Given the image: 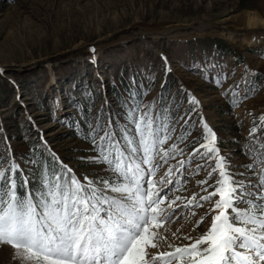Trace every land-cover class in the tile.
<instances>
[{"label":"rangeland","instance_id":"1","mask_svg":"<svg viewBox=\"0 0 264 264\" xmlns=\"http://www.w3.org/2000/svg\"><path fill=\"white\" fill-rule=\"evenodd\" d=\"M250 13L258 28L245 26ZM127 97L167 122L164 148L182 150L160 161L154 177L171 166L167 199L182 198L151 250L171 251L211 221V202L183 206L216 179L207 175L211 162L193 153L204 143L201 116L230 171L245 174L235 179H256L244 166L252 140H264V0H0V161L18 165L17 186L20 173L32 178L22 154L32 145L82 183L110 177L107 165L92 160L91 137L74 134L73 123L84 116L92 131L99 121V135L109 121L123 127ZM0 264H20L10 245L0 243Z\"/></svg>","mask_w":264,"mask_h":264},{"label":"snow or ice","instance_id":"2","mask_svg":"<svg viewBox=\"0 0 264 264\" xmlns=\"http://www.w3.org/2000/svg\"><path fill=\"white\" fill-rule=\"evenodd\" d=\"M188 96L190 105L197 104ZM125 115V126L109 121L99 135L98 121L88 134L97 153L92 160L107 165L108 178L85 176L82 183L61 163L58 171L45 170L39 187L29 188L20 173V191L18 165L0 161V243L14 249L20 264H264V144L247 152L251 162L244 167L255 181H238L235 176L245 174L230 171L215 133L201 116L204 143L193 153L211 162L207 175L216 179L201 189L205 194L198 200L183 206L211 202L210 224L196 238L186 235L189 244L152 252L159 247L156 241L164 239L157 230L173 219L179 208L175 201L182 202L179 196L167 199L171 166L154 177L160 161L182 150L175 143L163 147L170 138L168 124L161 123L159 113L153 116L150 105L133 98ZM256 131L253 127L250 136ZM205 220L201 216L196 225Z\"/></svg>","mask_w":264,"mask_h":264},{"label":"trees","instance_id":"3","mask_svg":"<svg viewBox=\"0 0 264 264\" xmlns=\"http://www.w3.org/2000/svg\"><path fill=\"white\" fill-rule=\"evenodd\" d=\"M126 90V92L130 94L129 89L126 88ZM114 93L118 95L120 103L123 104L126 100L124 94L117 92L116 89H114ZM127 100L132 101L133 99L131 97H127ZM73 130L74 134L79 135V137H82L83 139H87L88 137H90L88 134L91 131L89 130L87 121L84 116L80 119L75 120V122L73 123ZM261 144H264V140H252V147H255V149L257 150L259 149ZM22 154H27L28 156H30V158L28 159V165L30 166V168L27 169V173H30L32 178L28 183V187H39L40 181L38 179L41 178L45 170L48 169L49 171H52V169L55 168L56 164L52 162L53 160L50 154L48 155L45 150L41 149V147H36L35 145H32L30 149H27L25 152H22ZM18 184L20 185L18 186V190L23 191L22 178L18 180Z\"/></svg>","mask_w":264,"mask_h":264},{"label":"bare ground","instance_id":"4","mask_svg":"<svg viewBox=\"0 0 264 264\" xmlns=\"http://www.w3.org/2000/svg\"><path fill=\"white\" fill-rule=\"evenodd\" d=\"M256 13H250V15H246V19H245V26L247 28H258L260 26V23H259V19L256 18ZM259 23V24H258ZM258 24V25H257Z\"/></svg>","mask_w":264,"mask_h":264}]
</instances>
